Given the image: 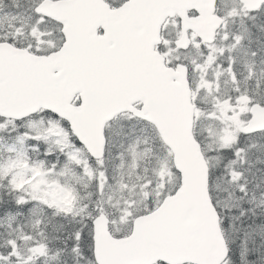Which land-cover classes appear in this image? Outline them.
Here are the masks:
<instances>
[{"label": "snow or ice", "instance_id": "snow-or-ice-1", "mask_svg": "<svg viewBox=\"0 0 264 264\" xmlns=\"http://www.w3.org/2000/svg\"><path fill=\"white\" fill-rule=\"evenodd\" d=\"M0 264H264V0H0Z\"/></svg>", "mask_w": 264, "mask_h": 264}]
</instances>
